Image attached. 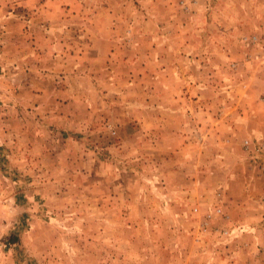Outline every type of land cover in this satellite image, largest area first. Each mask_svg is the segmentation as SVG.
<instances>
[{
    "label": "rangeland",
    "instance_id": "obj_1",
    "mask_svg": "<svg viewBox=\"0 0 264 264\" xmlns=\"http://www.w3.org/2000/svg\"><path fill=\"white\" fill-rule=\"evenodd\" d=\"M264 0H0V264H264Z\"/></svg>",
    "mask_w": 264,
    "mask_h": 264
},
{
    "label": "built area",
    "instance_id": "obj_2",
    "mask_svg": "<svg viewBox=\"0 0 264 264\" xmlns=\"http://www.w3.org/2000/svg\"><path fill=\"white\" fill-rule=\"evenodd\" d=\"M263 169H264V167H263Z\"/></svg>",
    "mask_w": 264,
    "mask_h": 264
}]
</instances>
